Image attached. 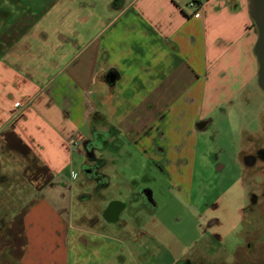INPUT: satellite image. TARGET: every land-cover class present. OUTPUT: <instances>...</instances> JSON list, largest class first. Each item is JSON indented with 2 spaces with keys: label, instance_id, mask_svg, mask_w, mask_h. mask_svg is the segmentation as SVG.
Instances as JSON below:
<instances>
[{
  "label": "crops",
  "instance_id": "0c3cea01",
  "mask_svg": "<svg viewBox=\"0 0 264 264\" xmlns=\"http://www.w3.org/2000/svg\"><path fill=\"white\" fill-rule=\"evenodd\" d=\"M188 2L58 0L0 45V264H68L70 231L80 228L65 194L74 153L108 164L94 153L130 144L166 177L187 181L198 133L229 111L241 119L235 136L253 145L241 162L264 149L247 1L202 0L199 18ZM96 138L102 151L90 147ZM221 245L227 262L249 259L245 246Z\"/></svg>",
  "mask_w": 264,
  "mask_h": 264
},
{
  "label": "rangeland",
  "instance_id": "374dc122",
  "mask_svg": "<svg viewBox=\"0 0 264 264\" xmlns=\"http://www.w3.org/2000/svg\"><path fill=\"white\" fill-rule=\"evenodd\" d=\"M56 1L0 0V45L9 47ZM243 115L244 122L248 118ZM214 117L216 122L198 133L194 171L188 174L187 181L166 177L135 146L124 144L118 152L117 148L106 146L105 152L94 153L110 161L100 170L107 186L94 185L83 174L82 158L71 155V169L65 177L73 181L72 190L65 194L71 197V225L80 228L70 231L68 264H174L177 259H195L207 247L212 254L218 239L230 250L241 243L235 226L244 216L248 190L256 191L260 185L255 169H264V165L257 162L256 167L245 166L239 153L253 145L235 136L229 116L223 122H218L220 114ZM259 125L255 123L253 131L259 132ZM92 146L102 151V139L96 138ZM143 189L152 191V209L139 195ZM240 189L244 190L243 196L239 195ZM77 194H82L83 203L75 199ZM109 201L126 203L113 224L101 219V211ZM210 222L215 226H210ZM212 234L219 238L211 239Z\"/></svg>",
  "mask_w": 264,
  "mask_h": 264
},
{
  "label": "flooded vegetation",
  "instance_id": "af4514ba",
  "mask_svg": "<svg viewBox=\"0 0 264 264\" xmlns=\"http://www.w3.org/2000/svg\"><path fill=\"white\" fill-rule=\"evenodd\" d=\"M257 162H261L264 165V149L256 150L253 155L245 157L244 163L250 166H254ZM255 173L259 176L260 185L256 191L248 190L247 201L244 204L243 214L244 216L239 219L237 226V236L240 238V244L235 246V249L241 250L243 246L248 251V258L244 261L230 258V261H226V250L222 248L220 239L217 234L210 235V238L218 241L216 249L210 254V249H205L204 257L201 259H185L177 264H264V169H255ZM83 174L94 182V185L104 186L105 182L102 179L105 178L100 173L99 161L96 159L92 152L88 151L86 160L84 163ZM103 182L102 184H100ZM145 206L154 207L153 195L149 194L148 189H143L139 193ZM150 199L154 204L148 201ZM126 208V203L120 201H109L105 203L104 208L101 211V219L115 223L118 221V215ZM249 217V218H248ZM246 223V224H245ZM216 223L210 222V226L214 227ZM252 224V225H251ZM235 228V230H236ZM209 238V239H210ZM250 239L247 241L246 239ZM252 239V240H251ZM209 250V251H208ZM208 251V253H207Z\"/></svg>",
  "mask_w": 264,
  "mask_h": 264
},
{
  "label": "water",
  "instance_id": "95a60500",
  "mask_svg": "<svg viewBox=\"0 0 264 264\" xmlns=\"http://www.w3.org/2000/svg\"><path fill=\"white\" fill-rule=\"evenodd\" d=\"M248 3V14L256 31L257 39L254 44L253 53L258 64L257 85L264 93V0H246ZM152 197V191L148 189ZM150 203L152 201L148 199ZM154 204L152 203V206Z\"/></svg>",
  "mask_w": 264,
  "mask_h": 264
},
{
  "label": "clouds",
  "instance_id": "9594fccd",
  "mask_svg": "<svg viewBox=\"0 0 264 264\" xmlns=\"http://www.w3.org/2000/svg\"><path fill=\"white\" fill-rule=\"evenodd\" d=\"M228 116H229V123H230L231 130L234 133L242 132L243 130H242L241 125H240V116L237 115V113L235 111H229ZM239 195L240 196L244 195L243 189H240Z\"/></svg>",
  "mask_w": 264,
  "mask_h": 264
},
{
  "label": "built area",
  "instance_id": "2783aa9c",
  "mask_svg": "<svg viewBox=\"0 0 264 264\" xmlns=\"http://www.w3.org/2000/svg\"><path fill=\"white\" fill-rule=\"evenodd\" d=\"M187 7L193 12L194 18H199L200 10L202 7V0H189V2L187 3ZM68 144L73 146H78L75 140H70Z\"/></svg>",
  "mask_w": 264,
  "mask_h": 264
},
{
  "label": "trees",
  "instance_id": "16d2710c",
  "mask_svg": "<svg viewBox=\"0 0 264 264\" xmlns=\"http://www.w3.org/2000/svg\"><path fill=\"white\" fill-rule=\"evenodd\" d=\"M99 161V169H102V167L106 164L105 160H98ZM106 178V177H105ZM105 186H107V184L105 183ZM104 187V186H103Z\"/></svg>",
  "mask_w": 264,
  "mask_h": 264
}]
</instances>
